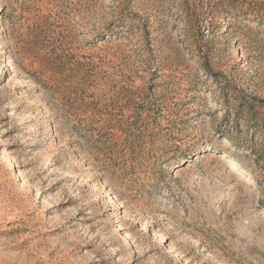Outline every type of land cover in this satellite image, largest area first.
Wrapping results in <instances>:
<instances>
[{"label": "rangeland", "instance_id": "374dc122", "mask_svg": "<svg viewBox=\"0 0 264 264\" xmlns=\"http://www.w3.org/2000/svg\"><path fill=\"white\" fill-rule=\"evenodd\" d=\"M0 264H264V0H0Z\"/></svg>", "mask_w": 264, "mask_h": 264}, {"label": "bare ground", "instance_id": "6f19581e", "mask_svg": "<svg viewBox=\"0 0 264 264\" xmlns=\"http://www.w3.org/2000/svg\"><path fill=\"white\" fill-rule=\"evenodd\" d=\"M220 156H221L222 161H224V162L230 161V159L227 156H224V155H220Z\"/></svg>", "mask_w": 264, "mask_h": 264}]
</instances>
